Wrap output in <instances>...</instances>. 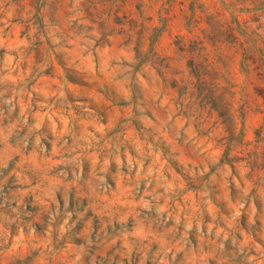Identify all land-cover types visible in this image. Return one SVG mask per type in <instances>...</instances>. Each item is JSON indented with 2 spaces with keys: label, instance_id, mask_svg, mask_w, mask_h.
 <instances>
[{
  "label": "rangeland",
  "instance_id": "374dc122",
  "mask_svg": "<svg viewBox=\"0 0 264 264\" xmlns=\"http://www.w3.org/2000/svg\"><path fill=\"white\" fill-rule=\"evenodd\" d=\"M262 69L264 0H0V264H264Z\"/></svg>",
  "mask_w": 264,
  "mask_h": 264
},
{
  "label": "trees",
  "instance_id": "16d2710c",
  "mask_svg": "<svg viewBox=\"0 0 264 264\" xmlns=\"http://www.w3.org/2000/svg\"><path fill=\"white\" fill-rule=\"evenodd\" d=\"M249 59L251 58L248 57L247 60ZM258 75L260 79L264 81V70L263 69L260 70ZM199 90H200L199 97L201 98L203 105L209 99L210 100L209 104L211 103L210 104L211 110L218 112L220 114V117L224 119L223 123L227 124L228 129L232 131V125L230 124V117L227 116L226 107H224L222 101L220 100V97L216 95V92L212 88L211 89L207 88L206 83L202 80L199 81ZM259 91H260L259 94L264 100V88ZM205 92L207 93V95H204ZM263 106H264V103H263ZM243 112L246 114L247 111L244 109ZM256 138H257V143L259 144L257 147V151L254 152L253 154H249V157L251 158L250 163L252 164L251 166L252 169L258 165L259 157H262L264 160V122L256 130ZM242 161H244V158H239V157L229 158L228 154L225 156V159H224V163L229 164L234 170V172L235 170H237V165L241 163Z\"/></svg>",
  "mask_w": 264,
  "mask_h": 264
}]
</instances>
